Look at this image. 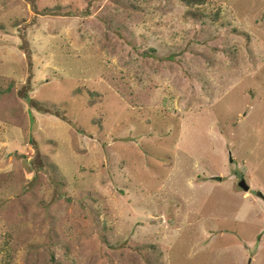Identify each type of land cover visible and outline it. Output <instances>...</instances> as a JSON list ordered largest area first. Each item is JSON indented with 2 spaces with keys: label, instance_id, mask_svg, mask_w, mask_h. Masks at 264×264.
Wrapping results in <instances>:
<instances>
[{
  "label": "rangeland",
  "instance_id": "1",
  "mask_svg": "<svg viewBox=\"0 0 264 264\" xmlns=\"http://www.w3.org/2000/svg\"><path fill=\"white\" fill-rule=\"evenodd\" d=\"M190 11L0 0V259L264 264V0Z\"/></svg>",
  "mask_w": 264,
  "mask_h": 264
},
{
  "label": "trees",
  "instance_id": "2",
  "mask_svg": "<svg viewBox=\"0 0 264 264\" xmlns=\"http://www.w3.org/2000/svg\"><path fill=\"white\" fill-rule=\"evenodd\" d=\"M179 1L184 5V7L188 8L189 10H192L189 12V16L192 15L193 19L198 20L200 18L199 16L203 17L204 15H202L201 13L197 14L196 12H193V10L206 5L210 0H179ZM217 16L218 13L216 14V17ZM0 264H9V263L7 260L3 261V259H0Z\"/></svg>",
  "mask_w": 264,
  "mask_h": 264
},
{
  "label": "water",
  "instance_id": "3",
  "mask_svg": "<svg viewBox=\"0 0 264 264\" xmlns=\"http://www.w3.org/2000/svg\"><path fill=\"white\" fill-rule=\"evenodd\" d=\"M240 189H242L244 192H247L249 190V187L246 185L244 181H241L239 184ZM256 196L258 199H260L262 202H264V194L261 192H256Z\"/></svg>",
  "mask_w": 264,
  "mask_h": 264
}]
</instances>
